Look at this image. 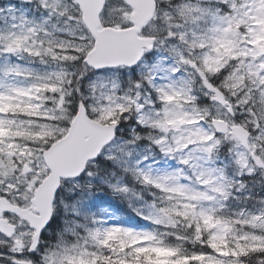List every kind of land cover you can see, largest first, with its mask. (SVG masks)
Listing matches in <instances>:
<instances>
[{"label": "snow or ice", "instance_id": "1", "mask_svg": "<svg viewBox=\"0 0 264 264\" xmlns=\"http://www.w3.org/2000/svg\"><path fill=\"white\" fill-rule=\"evenodd\" d=\"M0 264H264V0H0Z\"/></svg>", "mask_w": 264, "mask_h": 264}]
</instances>
